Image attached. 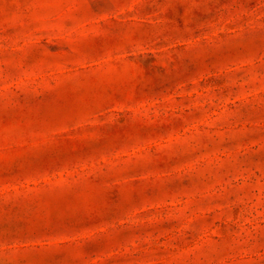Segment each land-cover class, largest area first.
<instances>
[{"label":"rangeland","instance_id":"374dc122","mask_svg":"<svg viewBox=\"0 0 264 264\" xmlns=\"http://www.w3.org/2000/svg\"><path fill=\"white\" fill-rule=\"evenodd\" d=\"M0 264H264V0H0Z\"/></svg>","mask_w":264,"mask_h":264}]
</instances>
